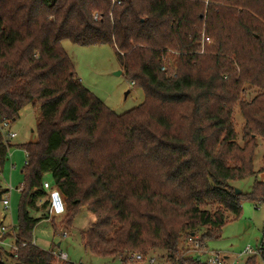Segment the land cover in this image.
I'll list each match as a JSON object with an SVG mask.
<instances>
[{
    "label": "trees",
    "instance_id": "1",
    "mask_svg": "<svg viewBox=\"0 0 264 264\" xmlns=\"http://www.w3.org/2000/svg\"><path fill=\"white\" fill-rule=\"evenodd\" d=\"M65 38L112 46L143 102L115 113L75 72ZM245 85L259 90L250 100L240 99ZM29 104L41 117L37 139L21 145L29 156L18 242H31L49 218V180L66 203L62 221L51 219L56 233L71 229L83 206L96 215L81 231L90 253L130 264L131 253L163 250L167 264H207L185 255L183 237L206 228L207 244L229 214H242L243 200L264 202L262 181L250 193L232 185L257 173L264 138V0H0V121L13 124ZM7 160L0 131V166ZM259 246L264 262V227ZM53 252L27 245L15 258L0 247V264H9L3 253L15 264H77Z\"/></svg>",
    "mask_w": 264,
    "mask_h": 264
},
{
    "label": "rangeland",
    "instance_id": "2",
    "mask_svg": "<svg viewBox=\"0 0 264 264\" xmlns=\"http://www.w3.org/2000/svg\"><path fill=\"white\" fill-rule=\"evenodd\" d=\"M208 43L213 44L214 41L209 40ZM62 45L70 55L75 72L82 82L115 113L123 114L143 102V90L136 87L127 78L124 67L112 46L107 44L79 46L67 38L62 40ZM201 52L204 53L203 40L201 42ZM244 89L245 91L240 95V99L250 100L255 96L256 91H259L247 85H245ZM235 114L237 142L243 145L242 128L245 120L238 108H236ZM40 117L39 106L29 104L21 111L20 118L12 124V131L17 132L18 136L11 141L10 152L17 168L11 171V161L9 159L3 167L0 166V192L7 190L9 184L13 187V190L8 194L11 200V207L8 211L4 209L3 203L0 201V224L4 221L3 224L7 227L18 223V207L21 196L17 188L23 184L24 177L21 171L27 160L26 150L21 145L31 141L34 142L37 139V125ZM263 159L264 138L259 137L254 157V167L257 173L232 181V185L244 193H250L256 180L264 183V172H260L264 167ZM40 204L41 202H39ZM242 207L240 216L229 214V220L223 227L220 238L210 240L207 243L210 249L221 250L230 255L228 263L232 261L234 255L238 254L246 246H252L256 249L263 240L264 202L256 203L245 199L242 201ZM36 215H39V213H36ZM61 216L52 217V219L57 218L55 223H60L63 218ZM53 221L51 219H43L34 228L33 239L39 248L66 252L69 258L68 261L77 264H123L118 259L96 256L83 246L81 231L90 228L96 221V215L89 211L86 206L81 208L75 217L73 226L67 232L62 233L60 231L61 233H56ZM205 229L202 228L198 234L204 232ZM181 246H187L186 238L184 237L181 240ZM5 249L9 251V247L6 246ZM8 251L7 253H9ZM151 254L156 258L154 264H167L165 251L157 250ZM255 256L258 261L257 264H264L260 255ZM250 257L247 255L234 264H245ZM2 258L9 264H15L14 258L9 256V254L3 253ZM57 260L60 259L57 258Z\"/></svg>",
    "mask_w": 264,
    "mask_h": 264
},
{
    "label": "built area",
    "instance_id": "3",
    "mask_svg": "<svg viewBox=\"0 0 264 264\" xmlns=\"http://www.w3.org/2000/svg\"><path fill=\"white\" fill-rule=\"evenodd\" d=\"M134 84V82H133ZM0 131L3 135L4 142L8 146V159L11 161V170L16 169V164L13 162L12 154L10 152V143L11 141L18 136L17 132L12 131V124L10 121L3 120L0 121ZM28 152L26 151V163L28 161ZM43 188L46 191L45 200L48 201V207L44 209L43 211L45 213H48L49 218L52 219L54 216L62 215L66 211V203L65 199L63 197V194L61 193L60 189L53 185V183L49 180H45L43 183ZM18 190L21 191L22 187H18ZM13 190V187L11 184L8 185L7 192L4 195L3 198V206L6 211L9 210L11 207V200L8 194L10 191ZM17 225H12L11 227H7L3 224V222L0 225V247L4 248L7 246L9 247V253L13 257H18V252L20 248L25 247L27 245H36L34 239L31 242L26 241H17ZM5 233H9L10 236L3 239L2 236ZM9 239H12L13 241L8 242ZM188 252L185 254L186 256H194L197 259H199L202 263L207 264H234L235 262H238L240 259H243L245 256H254V255H260V246L258 248H254L252 246H246L242 251H240L238 254L234 255V258L230 263H228V260L230 259V255L226 254L224 251L221 250H215L210 249L208 247V244L201 241V238L199 234L194 233L187 237L186 239ZM54 256H56L60 260H68V255L66 252H53ZM153 254L145 255L140 252L131 253L129 257L127 258L128 261L131 262V264H154L156 262V258L152 256ZM125 264V262H123Z\"/></svg>",
    "mask_w": 264,
    "mask_h": 264
},
{
    "label": "crops",
    "instance_id": "4",
    "mask_svg": "<svg viewBox=\"0 0 264 264\" xmlns=\"http://www.w3.org/2000/svg\"><path fill=\"white\" fill-rule=\"evenodd\" d=\"M12 159H13V155H12ZM14 162V161H13ZM17 168V167H16ZM15 170V169H14ZM11 171H13V170H11ZM22 172V171H21ZM49 178V176L48 175H46V179H48ZM20 191V190H19ZM2 222H4V221H2ZM9 241L11 242V241H13L12 239H9ZM59 245H60V243H59ZM7 251V250H6ZM68 255V254H67ZM69 259V258H68ZM131 264V263H130Z\"/></svg>",
    "mask_w": 264,
    "mask_h": 264
},
{
    "label": "water",
    "instance_id": "5",
    "mask_svg": "<svg viewBox=\"0 0 264 264\" xmlns=\"http://www.w3.org/2000/svg\"><path fill=\"white\" fill-rule=\"evenodd\" d=\"M241 192H242L241 190L236 189V193H237V194H241ZM193 234H194V233H192V235H193Z\"/></svg>",
    "mask_w": 264,
    "mask_h": 264
}]
</instances>
